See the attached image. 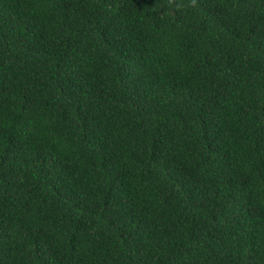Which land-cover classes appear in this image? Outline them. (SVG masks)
Wrapping results in <instances>:
<instances>
[{"label":"trees","instance_id":"1","mask_svg":"<svg viewBox=\"0 0 264 264\" xmlns=\"http://www.w3.org/2000/svg\"><path fill=\"white\" fill-rule=\"evenodd\" d=\"M0 264H264V0H0Z\"/></svg>","mask_w":264,"mask_h":264}]
</instances>
